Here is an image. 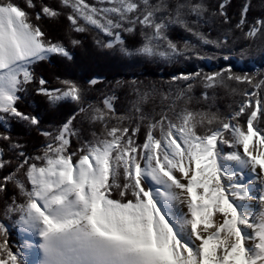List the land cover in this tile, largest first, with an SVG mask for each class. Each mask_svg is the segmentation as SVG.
Segmentation results:
<instances>
[{"label":"snow or ice","instance_id":"snow-or-ice-1","mask_svg":"<svg viewBox=\"0 0 264 264\" xmlns=\"http://www.w3.org/2000/svg\"><path fill=\"white\" fill-rule=\"evenodd\" d=\"M108 2L114 6L98 9L84 0H62L72 9L68 19L76 31H85L78 24L82 18L109 37L107 42L97 41L101 47L118 48L129 57L173 61L192 52L198 59L208 58L199 53L198 45L186 41L180 47L169 39L170 24L185 27L201 45L216 48L227 45V34L223 40L210 39L189 27L181 12L184 5L177 6L174 18L158 19L157 13L166 7L163 4L153 6L150 0ZM227 2L224 0L219 12L226 22ZM26 3L34 7L32 0ZM188 7L198 17L206 11L202 3ZM247 11L245 4L237 28L242 29L246 23ZM43 13L50 17L59 15L47 6L43 7ZM123 22L130 27L124 28ZM137 23L144 42L129 49L120 30L132 33ZM261 30H264V21L257 20L245 36L254 38ZM54 54L72 58L62 43L47 40L41 28L32 23L29 13L14 0H0V124H6V117H11L32 126L39 125L37 116L22 113L16 104L26 85L36 79L33 65ZM222 59L228 62L227 67L211 73L181 71L169 83L186 84L177 89L176 100L186 97L190 101L192 97L188 94L198 80L205 89V101L214 99L209 97L208 90L216 87L241 94L244 99L238 102V110L228 116L187 106L177 112L174 100L170 106L172 115L163 111L156 120L143 113L140 106L149 93H138L133 110L139 123L130 132L132 118L116 116V97L107 96L103 108L80 107V113L91 110L89 119L102 123L104 129L100 134L93 132L92 139L83 141L77 150L69 151L70 138L79 137L73 127V115L54 132H42L48 142L41 155L28 157L19 153L24 157L23 162L4 180L18 188L23 201L13 198L5 215L17 214L14 225L34 238L23 242L28 250L26 255L33 257L31 264H39L41 242L48 232L81 224L87 226L90 236L119 245L124 264H264V127H261L264 96L259 92L249 94L246 88L238 87L247 84L262 89L264 79L257 82L247 72L233 71V58L229 55ZM61 83L63 87L50 90L40 78L38 92L46 95L53 105L62 101L83 103L84 90L78 83L70 79ZM96 83L95 78L89 81L90 85ZM169 95L165 94V99ZM245 115L246 126L240 123ZM109 119L116 120L111 127ZM125 120L129 126L123 125ZM145 120V140L138 143L136 137ZM200 128L204 129L202 133L198 132ZM0 139L10 138L0 135ZM253 139L260 146L257 154L250 149ZM12 147L21 146L13 144ZM4 163L0 160V167ZM22 169L25 171L20 177L18 173ZM248 169L259 180L258 197L252 195L255 180L244 181ZM3 191L4 186L0 184V192ZM113 192L117 193L116 197ZM253 199L260 203L258 211L249 207ZM58 214H63L64 219H58ZM217 214L221 216L219 222L214 219ZM248 229H253L252 236ZM7 235L6 224L0 222V264H18L17 255L6 243ZM20 264H29V261L21 259Z\"/></svg>","mask_w":264,"mask_h":264},{"label":"trees","instance_id":"trees-1","mask_svg":"<svg viewBox=\"0 0 264 264\" xmlns=\"http://www.w3.org/2000/svg\"><path fill=\"white\" fill-rule=\"evenodd\" d=\"M157 1L166 6L161 11L165 14L172 13L178 5H184L185 7L181 11L196 24L199 31H202L210 39L223 40L227 34V45L222 48L201 45L197 38H190L181 29H175L171 34L172 41L180 47H183L186 41L198 45L199 53L208 57L210 65L205 59H198L192 52L173 61L135 55L129 57L122 54L118 48L101 47L97 41L107 42L109 37L97 27L86 24L83 19H79L78 24L84 26L85 31H76L68 19L72 9L65 6L62 0H32L34 7H28L26 0H14L29 13L32 23L41 28L47 40L53 43H62L72 57L68 59L54 54L48 60L37 62L32 67L36 79L26 85V90L20 94L21 99L16 106L26 115L37 116L38 126H32L26 121L11 117H6V124H0V135L10 138L0 139V150H2L0 160L6 162L3 167H0V184L4 186V191L0 192V222L6 224L8 232L6 243L9 250L17 255L18 264L25 253L23 244L25 239L20 234L18 227L14 225V221L18 218L17 214L5 215V212L13 198L17 202H22L23 197L20 196L18 188L12 182H5L4 178L16 172L17 167L23 162L24 157L19 155L20 152L28 157L42 154V149L48 142L42 135L43 131L54 132L74 115L73 127L79 132V137L70 138L69 151H75L83 141L92 139L93 132L100 134L104 129L102 123L89 119L91 110L89 113H80V107L88 108L89 105H93L103 108L104 98L115 96V115L132 118L131 132V127H135L139 123L137 114L133 110V103L139 99L138 93L145 92L149 93L148 99L140 106L143 113L156 120L160 119V113L163 111L172 115L170 106L174 100L177 112L187 106L193 110L210 109L222 116H228L233 110H238V102L244 99L241 94H233L227 88L216 87L208 90L209 97H214V99L205 101L203 99L205 89L198 80L195 82L192 92L188 94L192 97L190 101L186 97L176 100L177 89L186 87V84L169 83L172 76L181 71L211 73L227 67L228 62L222 59L225 55L233 58V71L240 74L247 72L249 76H254L257 82L264 79V30H261L254 38L245 36L257 20L264 21V0H228L224 8L228 18L227 22L224 16L219 15L220 5L224 3V0ZM196 3H202L206 8V11L199 17L193 14L188 7ZM150 4L155 6L153 0H150ZM245 4L248 5V11L244 17L246 23L241 29L236 25L241 20ZM45 6L58 12L59 15L55 17L45 15L43 13ZM213 13L216 14L213 15ZM37 15H39V19H37ZM123 27L127 28V25H123ZM120 31L125 45L129 49L140 46L144 41V37L137 31L132 33L122 29ZM74 40L79 43L74 45L72 43ZM193 57L196 59L194 60ZM239 61L242 62L243 68L238 65ZM253 63L258 68L255 71L251 70ZM40 78L46 81L45 86L50 90L63 87L61 81L64 79L75 81L84 90L83 103L62 101L55 105L51 104L46 95L38 92ZM93 78L97 80V83L90 85L89 81ZM233 87H237V85L233 84ZM238 87L241 90L246 88L248 92L254 89L247 84H240ZM257 92L264 96V88L257 89ZM165 94H170L169 98L165 99ZM262 122L261 127H264ZM115 123V119L108 120L109 127ZM146 124L147 120L141 125L137 134L138 143H143L145 140ZM123 125L129 126V121L125 120ZM203 131V128L198 129L199 133ZM13 144L21 147L13 148ZM24 171L22 169L18 176L23 177ZM116 196L117 193L113 192V197Z\"/></svg>","mask_w":264,"mask_h":264},{"label":"clouds","instance_id":"clouds-1","mask_svg":"<svg viewBox=\"0 0 264 264\" xmlns=\"http://www.w3.org/2000/svg\"><path fill=\"white\" fill-rule=\"evenodd\" d=\"M57 218L64 219V215ZM88 232L83 224L48 232L41 242L39 264H124L119 245L100 241Z\"/></svg>","mask_w":264,"mask_h":264},{"label":"rangeland","instance_id":"rangeland-1","mask_svg":"<svg viewBox=\"0 0 264 264\" xmlns=\"http://www.w3.org/2000/svg\"><path fill=\"white\" fill-rule=\"evenodd\" d=\"M84 3L87 4V5H89V6H94V7L98 8V9H102V8H104V7H112V6H114V5H112L111 3H109L108 0H104L103 3H101V0H84ZM153 3H154L155 5H157V4H162L160 1H157V0H153ZM140 7H141V9H143V5H141ZM162 9H163V8H162ZM161 11H162V10H161ZM161 11L157 13V18H158V19L161 18V17H168V16H171V17L174 18V17H175V14H176V9L173 10L172 13H169V14L161 13ZM181 12H182V11H181ZM186 14H187V13H186ZM102 16H103V14L101 13V18H102ZM182 16H183V18L188 22V26H189V27L193 28L194 31H199V30L197 29V27H196V24H195L194 22H192L191 19H190L189 17H187V15H185L183 12H182ZM111 18H113V19H118L117 16H112ZM81 19H82V18H81ZM84 22H85V21H84ZM123 25H127V27H130V25H129L128 23H126V22H123ZM91 26H92V25H91ZM175 29H181V30H182L183 32H185V34H187L190 38H193V39H194V38H197L195 35H193L192 32L187 31V29H186L185 27H183L182 25H180V24H170V25H169V28H168V30H167V35H168L169 39H171V34L175 31ZM134 31H137V32H139V33L141 34V26H140L138 23L136 24ZM144 31H145V32H149L150 29H144ZM200 32H202V31H200ZM141 35H142V34H141ZM197 39H198V38H197ZM171 40H172V39H171ZM143 42H144V41H143ZM187 54H191V53L189 52V53H187ZM187 54H186V56H187ZM190 57H191V56H190ZM190 57H189V58H190ZM193 59L195 60L196 57H193ZM205 60L208 61L207 59H205ZM208 62H209V65H210L211 62H210V61H208ZM238 65H239L241 68H243V64H242L241 61L238 62ZM257 69H258V68H257L256 64L253 63L252 66H251V70L255 71V70H257ZM214 70H215V68H214ZM252 92H257V89L254 88L252 91H249L248 93L251 94ZM252 103H253V105H254L255 101H253ZM262 121H263V122H262ZM261 122L264 123V119H262ZM240 123L246 126V117L244 118V116H242V117L240 118ZM263 125H264V124H263ZM259 147H260V146H258L257 141H256L255 139H253V141H252L251 144H250V149L253 150L254 154H257V149H258ZM226 151H227V149H226ZM242 151H243V149L241 148V152H242ZM0 156H1V155H0ZM259 171H260L259 168H257V173H259ZM253 180H255V184H254V187H253L252 195H253L254 197H258V196H259V187H260V184H259V180L256 179V173H252L250 169L245 170L244 181H245L246 183H248V182H251V181H253ZM181 207H183V206H181ZM250 208H251L253 211H258L259 208H260V203H259V201H258V200L254 201L253 206L250 207ZM18 230H19L20 234L23 236V238H24L25 240H28V238H27L26 236H24V234L20 231L19 228H18ZM248 233H249L250 236H252V235H253V230H252V229H248ZM25 240H24V241H25ZM249 242H251V240H250ZM24 252H25V253H24V256H22L21 259H27V260L29 261V264H31L32 257L26 255L27 252H28V250H27L26 248H24Z\"/></svg>","mask_w":264,"mask_h":264},{"label":"bare ground","instance_id":"bare-ground-1","mask_svg":"<svg viewBox=\"0 0 264 264\" xmlns=\"http://www.w3.org/2000/svg\"><path fill=\"white\" fill-rule=\"evenodd\" d=\"M241 150V149H240ZM256 200H258V199H253L252 201H250L249 202V207H252L253 206V204H254V201H256ZM217 222H219L220 220H221V216H220V214H217V216L214 218ZM253 230V229H252ZM24 234V236H26L27 238H28V240L29 239H34L33 237H31V236H29L28 234H26V233H23ZM249 243H251V242H249ZM32 259H33V257H32Z\"/></svg>","mask_w":264,"mask_h":264}]
</instances>
